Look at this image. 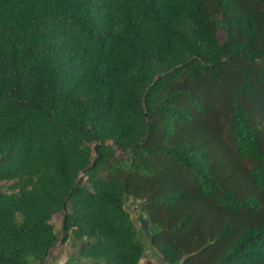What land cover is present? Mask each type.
Returning a JSON list of instances; mask_svg holds the SVG:
<instances>
[{"label":"trees","instance_id":"1","mask_svg":"<svg viewBox=\"0 0 264 264\" xmlns=\"http://www.w3.org/2000/svg\"><path fill=\"white\" fill-rule=\"evenodd\" d=\"M263 122L264 0H0V264H264Z\"/></svg>","mask_w":264,"mask_h":264},{"label":"rangeland","instance_id":"2","mask_svg":"<svg viewBox=\"0 0 264 264\" xmlns=\"http://www.w3.org/2000/svg\"><path fill=\"white\" fill-rule=\"evenodd\" d=\"M217 38L221 40L222 35L220 33H217ZM264 125V122H263ZM264 131V128H263ZM214 153V157L209 158V162H219L220 165L223 164L226 168H229L228 171L231 173V179L234 182L235 187L242 190V192H246L249 189L247 186L243 183L241 177V169L240 166L237 164V162H234V157L230 154V152H227V149L224 150L222 147L219 148L218 151L214 150L212 151ZM127 210L130 212L132 220L134 222V225L139 231L148 237L151 230L145 225L144 223V216L142 213H139L135 206L126 205ZM52 225L54 226L56 230V235L60 239V220L59 218H53L51 220ZM72 255V251L67 247V245H63L62 247H56L54 250L50 252V255L46 260L44 261V264H72L70 260V256ZM144 261H149L154 264H160L158 257L156 256L154 251H148L145 255V258L141 260V264Z\"/></svg>","mask_w":264,"mask_h":264},{"label":"water","instance_id":"3","mask_svg":"<svg viewBox=\"0 0 264 264\" xmlns=\"http://www.w3.org/2000/svg\"><path fill=\"white\" fill-rule=\"evenodd\" d=\"M94 150H95V147H93V152H94Z\"/></svg>","mask_w":264,"mask_h":264}]
</instances>
